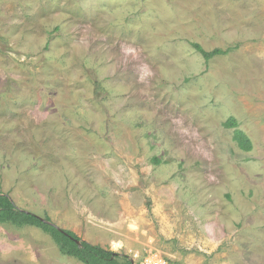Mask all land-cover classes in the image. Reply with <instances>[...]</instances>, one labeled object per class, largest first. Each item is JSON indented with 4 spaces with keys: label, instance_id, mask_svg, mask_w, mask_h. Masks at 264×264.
Segmentation results:
<instances>
[{
    "label": "rangeland",
    "instance_id": "1",
    "mask_svg": "<svg viewBox=\"0 0 264 264\" xmlns=\"http://www.w3.org/2000/svg\"><path fill=\"white\" fill-rule=\"evenodd\" d=\"M0 193L128 258L264 264V0H0ZM0 264L82 263L0 224Z\"/></svg>",
    "mask_w": 264,
    "mask_h": 264
},
{
    "label": "trees",
    "instance_id": "2",
    "mask_svg": "<svg viewBox=\"0 0 264 264\" xmlns=\"http://www.w3.org/2000/svg\"><path fill=\"white\" fill-rule=\"evenodd\" d=\"M192 47L205 61H209L216 56L226 55L232 51V48L205 51L197 44H192ZM94 85L97 87L98 82ZM223 126L226 129L233 130L232 140L240 151L244 153L252 151L253 146L250 139L243 131L238 129L235 119H227ZM0 224H11L16 227L27 225L38 228L50 236L62 255L73 257L82 264H133L127 256L82 241L73 232L57 227L48 216L41 217L17 208L9 196L3 193H0Z\"/></svg>",
    "mask_w": 264,
    "mask_h": 264
},
{
    "label": "built area",
    "instance_id": "3",
    "mask_svg": "<svg viewBox=\"0 0 264 264\" xmlns=\"http://www.w3.org/2000/svg\"><path fill=\"white\" fill-rule=\"evenodd\" d=\"M133 264H177L161 256L154 250H148L144 255L134 253L130 256Z\"/></svg>",
    "mask_w": 264,
    "mask_h": 264
}]
</instances>
